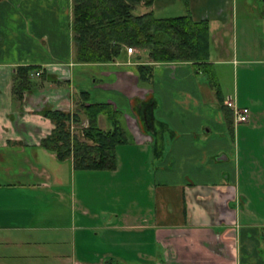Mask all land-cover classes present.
Wrapping results in <instances>:
<instances>
[{
    "label": "crops",
    "instance_id": "obj_1",
    "mask_svg": "<svg viewBox=\"0 0 264 264\" xmlns=\"http://www.w3.org/2000/svg\"><path fill=\"white\" fill-rule=\"evenodd\" d=\"M188 2L192 18L209 24V61L224 103L230 96L247 107L246 123L226 124L195 63L151 62L136 47L112 62L76 63L72 0H0V264H264V212L252 202V192L264 197V0ZM172 6L185 9L181 0H153L149 9L169 17ZM240 18L259 30L238 45ZM25 65L39 69L19 99L12 74ZM141 65L151 67L147 80ZM220 66L232 75L225 88ZM80 91L121 113L129 141L116 147L111 174L123 167L118 154L126 146L142 154L130 165L147 161L157 181L146 213L119 220L116 212L103 225L119 242L102 254L71 248L76 212L80 219L88 210L77 207L72 159L58 160L41 144L54 125L39 112H72ZM98 124L109 127L103 115Z\"/></svg>",
    "mask_w": 264,
    "mask_h": 264
},
{
    "label": "trees",
    "instance_id": "obj_2",
    "mask_svg": "<svg viewBox=\"0 0 264 264\" xmlns=\"http://www.w3.org/2000/svg\"><path fill=\"white\" fill-rule=\"evenodd\" d=\"M186 12L178 16L157 17L149 9L153 0H72V45L76 63H108L117 59L125 47L146 49L151 62H192L208 74L210 86L226 124L232 125V112L224 103L219 84L213 76L209 61V24L192 18L188 0H181ZM148 10L137 13L139 4ZM34 65L16 67L12 74V93L19 99L32 88V75L38 71ZM141 80L149 79L151 67L141 65ZM79 99L72 112L44 108L39 113L54 125L41 140L42 146L55 153L58 160L71 158L73 167L84 170H115L116 147L129 141L121 123L120 111L109 103L91 102L87 91L78 93ZM150 106V104H148ZM105 116L109 127L98 124ZM81 136L71 134L69 124L79 126ZM79 129V128H78ZM264 240V227L260 230ZM103 264H121L112 259Z\"/></svg>",
    "mask_w": 264,
    "mask_h": 264
},
{
    "label": "rangeland",
    "instance_id": "obj_3",
    "mask_svg": "<svg viewBox=\"0 0 264 264\" xmlns=\"http://www.w3.org/2000/svg\"><path fill=\"white\" fill-rule=\"evenodd\" d=\"M238 2H240V0H238ZM175 7L176 6L170 7L168 14L174 16L184 14L186 11L184 9V11H181L182 13H177L178 11H176ZM238 27L236 36V43L238 45L242 43L244 36L251 38L254 35L256 36L259 30L253 29L252 31L249 29L250 27L245 29L241 22V18L239 19ZM200 77L203 78L204 81H208L205 74L200 75ZM217 77L222 88H225V86L228 87L231 84L232 75L230 71L227 70L226 66L218 67ZM74 134L81 136V130L79 131V129L76 128ZM118 155L123 159L124 165L120 168V172L115 175L111 174L113 172L109 170L95 172L88 169H76L73 167L77 175L75 181V194L77 195L79 203H82V205L81 203H77V207H84L88 210V214L85 217H80V219L79 213L76 212L74 224L78 229L75 232H71V237L73 235L70 243L71 248L75 249L77 252L79 251V253L82 252L81 250L83 247L85 250L89 248V252L93 249L100 254L107 250H113L114 247L111 245L115 244V242L118 243L119 239H116L115 232L110 234L103 225L114 223L116 212H119V220H121V217H124L127 212L131 214L136 212L137 209L142 208L143 212L146 213L148 206L154 205V189L155 182L157 181L154 180L153 172L149 171V163L146 161V165H130L132 158L137 160L140 157L142 158V154L126 146L119 149ZM170 184L174 185L176 183ZM257 194L260 193L252 192V202L257 208L264 212V197L260 198ZM116 222L121 224L118 220ZM122 234L121 232L119 233L120 238ZM81 235H83V237H81ZM125 235L126 233H124L122 238L125 237ZM108 238H110V240H108Z\"/></svg>",
    "mask_w": 264,
    "mask_h": 264
},
{
    "label": "built area",
    "instance_id": "obj_4",
    "mask_svg": "<svg viewBox=\"0 0 264 264\" xmlns=\"http://www.w3.org/2000/svg\"><path fill=\"white\" fill-rule=\"evenodd\" d=\"M128 54H133L136 50L133 47L126 48ZM225 105L232 111L233 120L235 123H246L249 117V109L247 107H239L235 100L228 96L225 100ZM70 132L73 135L74 130L79 128V130L83 127L87 126V121L84 120L79 126H77L73 121L70 122Z\"/></svg>",
    "mask_w": 264,
    "mask_h": 264
},
{
    "label": "flooded vegetation",
    "instance_id": "obj_5",
    "mask_svg": "<svg viewBox=\"0 0 264 264\" xmlns=\"http://www.w3.org/2000/svg\"><path fill=\"white\" fill-rule=\"evenodd\" d=\"M37 73H38V71L35 72V74H37Z\"/></svg>",
    "mask_w": 264,
    "mask_h": 264
}]
</instances>
